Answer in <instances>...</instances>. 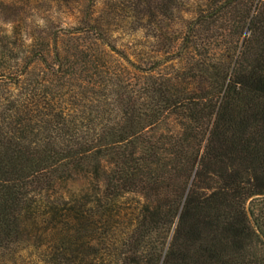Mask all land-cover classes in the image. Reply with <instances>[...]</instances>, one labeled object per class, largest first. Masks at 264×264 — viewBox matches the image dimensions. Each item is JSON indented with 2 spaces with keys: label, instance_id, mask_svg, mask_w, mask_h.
<instances>
[{
  "label": "trees",
  "instance_id": "obj_1",
  "mask_svg": "<svg viewBox=\"0 0 264 264\" xmlns=\"http://www.w3.org/2000/svg\"><path fill=\"white\" fill-rule=\"evenodd\" d=\"M29 1L73 31L2 35L0 264H264V0Z\"/></svg>",
  "mask_w": 264,
  "mask_h": 264
},
{
  "label": "rangeland",
  "instance_id": "obj_2",
  "mask_svg": "<svg viewBox=\"0 0 264 264\" xmlns=\"http://www.w3.org/2000/svg\"><path fill=\"white\" fill-rule=\"evenodd\" d=\"M39 3L41 4H35V2L32 3L29 0H0V22L12 21L11 19H14V21H19V19H21L23 22L22 25H17L18 27H13V24L0 23V48H4L6 45L5 42H7L3 39V34H10L13 29L15 31L14 38L8 40V43H11L13 46H15L14 48H17L22 44L19 34L27 33L30 35V32H28L29 30L24 29L29 27H40L45 21L51 23V33H57L63 38H70L73 31V26H70V19L65 17V19H63L60 24L55 23V21L52 20L55 18L54 4H49L44 1ZM12 9H14L16 12H14ZM61 11L62 10L59 9V13H61ZM16 15L17 18H15ZM20 31L21 33H19ZM130 38L126 34H122L119 38L118 45L122 48H125L126 45H128L126 48L130 47ZM127 50L129 51V48ZM84 184L85 183L83 180H79L75 183H68L65 186H62V189L65 194L74 193L75 195L83 192Z\"/></svg>",
  "mask_w": 264,
  "mask_h": 264
}]
</instances>
